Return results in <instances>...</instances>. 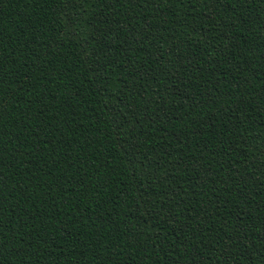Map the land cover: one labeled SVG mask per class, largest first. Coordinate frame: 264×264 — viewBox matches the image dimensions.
<instances>
[{"label":"trees","instance_id":"trees-1","mask_svg":"<svg viewBox=\"0 0 264 264\" xmlns=\"http://www.w3.org/2000/svg\"><path fill=\"white\" fill-rule=\"evenodd\" d=\"M0 264H264V0H0Z\"/></svg>","mask_w":264,"mask_h":264}]
</instances>
